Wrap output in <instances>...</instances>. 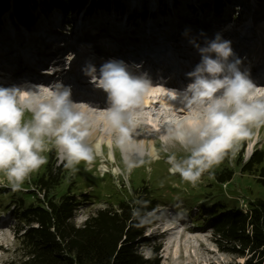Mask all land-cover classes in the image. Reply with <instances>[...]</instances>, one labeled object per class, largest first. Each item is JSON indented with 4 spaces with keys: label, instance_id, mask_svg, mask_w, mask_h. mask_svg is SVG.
Here are the masks:
<instances>
[{
    "label": "clouds",
    "instance_id": "clouds-1",
    "mask_svg": "<svg viewBox=\"0 0 264 264\" xmlns=\"http://www.w3.org/2000/svg\"><path fill=\"white\" fill-rule=\"evenodd\" d=\"M200 35L203 43L196 37L189 41L200 56L187 73L191 82L170 97L182 102L187 115L182 122L169 123L160 136L162 146L171 141L187 153L179 159L171 154L167 162L171 174L193 186L205 173L211 177V170L225 157L236 156L239 143L252 135V126L264 124V98L253 99L255 85L242 70L243 61L231 41L220 33L212 39ZM67 59H72L71 54ZM141 68L118 59L99 68L90 61L82 67L89 83L107 96L105 119L122 152L133 144L136 118L153 91L149 74ZM193 115L195 119H190ZM93 123L72 99L71 86L62 82L34 91L0 85V175L6 186L20 191L31 173L47 162L44 153L50 150L49 143L65 168L75 170L81 162L91 165L102 148L100 140L88 143ZM126 163L129 169L136 166L133 161Z\"/></svg>",
    "mask_w": 264,
    "mask_h": 264
},
{
    "label": "rangeland",
    "instance_id": "rangeland-1",
    "mask_svg": "<svg viewBox=\"0 0 264 264\" xmlns=\"http://www.w3.org/2000/svg\"><path fill=\"white\" fill-rule=\"evenodd\" d=\"M15 1L10 0L7 11L0 15V49L11 46L15 42H23L26 35L31 34L42 23L43 17L40 15L42 12L51 13L50 21L54 20V23L57 22L55 17H58L57 23L73 18L78 26H82L83 20L89 26H93L102 24L105 17L117 18L118 22L111 18L107 23L108 26L115 25L120 28L122 23L126 22V17L119 18L116 15L129 9L134 10L138 15L147 8L152 12L153 19L167 25V28L171 22L176 26L178 23L187 26V4L195 0H146L148 3L145 0H83L79 1L78 6L68 14L54 9L55 7L50 4L52 0H26V9L32 13L31 19L16 16ZM134 1L137 2L135 5ZM229 1L233 3L231 5L227 1L230 8L234 7L235 11H242L241 20L245 22L251 21L264 10V0ZM19 2L22 3L23 0ZM210 2L212 0H200L201 7L205 8L210 5ZM161 13L162 15H158ZM137 17L133 22H136ZM256 23L258 24V21ZM73 27L74 24L68 26L66 32ZM68 33L65 36L72 39L73 35ZM65 36L60 37L66 39ZM29 118L30 114H26L25 119ZM251 132L252 135L249 138L239 143V150L234 158L225 157L211 170V177L209 173H205L195 186L183 181L178 174L173 175L169 172L170 165L167 162L169 155L175 154L178 159L187 155L178 144L172 142L168 147L160 144L157 152H153L149 145L148 150H143L144 158L132 159L136 166L129 169L124 153L116 147V138L105 140L101 148L103 154L96 157L98 163L95 158L91 165L81 162L75 170L68 169L69 182L64 181L62 186L63 191L69 187L74 194L78 195L80 209L76 212L74 219L76 225L81 226L99 209L116 207L121 200L132 194L133 189L146 188L157 200L159 208L154 224L145 234L150 242L140 248L144 257L154 256L153 248L160 245L158 256L161 257L162 264H244L246 258H240L222 250L216 242L211 222L214 211L229 208L248 211L250 202L256 199L264 200V186L257 182L258 176L242 171L243 164L249 160L255 150L264 152V124L259 127L252 126ZM102 134L101 132L93 143L97 140L102 142ZM254 143H257L256 147ZM48 146L50 150L44 153L47 162L31 173L20 191H12L0 175V264H19L20 262L19 241L14 232L16 221L12 223L11 219L13 220L15 211L23 203L29 205L34 197L42 198L33 180L42 174L50 158H53V162L57 165L64 166L58 158L54 144L49 143ZM241 159L242 162H240ZM222 170L232 174L231 182L217 181L215 174ZM214 204L220 206L213 208ZM170 211H176L179 215L172 217L168 222L165 215ZM11 223L12 226H10ZM171 225H180L179 236L173 238L171 231H166V227ZM176 245L180 249L178 256H175L173 252V247Z\"/></svg>",
    "mask_w": 264,
    "mask_h": 264
},
{
    "label": "trees",
    "instance_id": "trees-1",
    "mask_svg": "<svg viewBox=\"0 0 264 264\" xmlns=\"http://www.w3.org/2000/svg\"><path fill=\"white\" fill-rule=\"evenodd\" d=\"M79 1L83 0H52L50 4L68 11ZM9 2L0 0V15L7 11ZM26 4V0L15 1L17 17L32 18ZM95 161L98 163L97 158ZM242 171L258 176L257 182L264 186V152L255 150ZM68 175V169L50 158L42 174L33 180L42 198L34 197L29 205L23 203L15 211L19 264H162L160 245L153 248L154 256L150 258L140 252L150 242L145 234L159 208L151 191L135 188L116 207L99 209L77 226L74 219L80 206L78 195L69 187L62 190L64 181L69 182ZM215 177L221 183L232 180V174L225 170ZM211 226L223 251L246 258L244 264H264L263 199L250 202L248 211L229 208L212 212Z\"/></svg>",
    "mask_w": 264,
    "mask_h": 264
},
{
    "label": "bare ground",
    "instance_id": "bare-ground-1",
    "mask_svg": "<svg viewBox=\"0 0 264 264\" xmlns=\"http://www.w3.org/2000/svg\"><path fill=\"white\" fill-rule=\"evenodd\" d=\"M216 1L212 0L207 8L201 7L200 0L189 1L187 11L191 22L188 27L180 23L176 26V24H172L173 22H171L166 28L167 25L158 23L157 20L153 19L149 22L150 24L140 23L136 30L132 32L125 31L123 28L114 27L113 25L108 26L106 21H102V24H98V31L102 29L104 39L101 38L102 34H99L94 28H91L85 23V20H83L82 26H78V28L74 26L73 29L65 33L66 35L68 32H74L68 33L73 35L72 39H68L63 31L59 32L56 30L54 20L50 21L51 14L45 15V18L41 20L42 23H40V26L33 33L26 35L23 43L15 42L10 47L0 49V69L4 68L6 70V87L19 86L23 91H34L37 87L49 88L52 85V79L56 75L44 76L43 74L47 72L45 71L47 66L53 61H56L58 55L63 51H66V53H63L60 57L64 60L62 61L63 71L61 77V80L65 81L62 82L64 84L75 82L79 79L88 80L82 72V67L86 62L90 61L94 65H101L106 58L123 55V48L125 47H130L129 49L131 51L127 52L131 53L128 54L138 56L139 54L146 53L143 50L171 45L162 52L165 53L167 50H172L174 54L172 53L171 58L181 59L182 56L180 53L182 52L180 51H194L191 48L193 45L189 42L190 38L196 37L199 40V37H201L200 34L204 33L210 39L217 34L216 27L219 21L225 22L224 35L223 33L220 34H222L223 38L226 37L227 40H230L238 51L244 52L242 54L243 58L251 62H256L255 59L257 61L263 60L264 34L257 36L251 26L233 24L232 13L234 7L221 10L217 6ZM145 2L147 1L145 0ZM136 3L134 1V5ZM155 14L157 15V12ZM142 15L143 11L140 12V16ZM158 15H162V13ZM258 17L264 19V11L258 14ZM61 35L63 37L65 36L66 39L60 37ZM93 41L94 45L89 47L88 43ZM109 41L119 47L111 49L107 46ZM43 47L51 49V52L45 53ZM53 53H56V55ZM70 54L72 59L68 60L67 57ZM32 73L42 77H39L37 81H31L29 77ZM3 77L0 74V78ZM56 79H59V75H57ZM190 82L188 79L181 86L168 85L166 87H159L152 84L153 91L146 97L143 113L136 118L137 128L132 136L133 144L130 146V149L123 151L128 161L132 159H143L145 156L143 150H148L150 146L153 152H157L159 145L162 144L160 136L163 135L164 129L168 124L182 122L183 118L187 115L183 109L182 102L179 99L173 100L170 97L177 94V91L184 90ZM254 90L256 95L253 99L264 98V84L255 85ZM23 102L21 100V104ZM77 104L94 121L92 135L88 143H93L94 139L101 132L103 133L101 137L103 139L102 143L113 137L116 138L115 133L105 119L106 114L103 111L106 108L105 105L94 104L90 106L79 102ZM189 118L195 119V115ZM171 143L169 141L164 145L168 147ZM256 145L257 143L254 147ZM101 153L103 154V149ZM166 219L170 222L169 219H172V217H166ZM166 231H171L173 238L181 234L180 225L166 227ZM173 252L175 256L179 255L180 249L178 245L173 247Z\"/></svg>",
    "mask_w": 264,
    "mask_h": 264
}]
</instances>
